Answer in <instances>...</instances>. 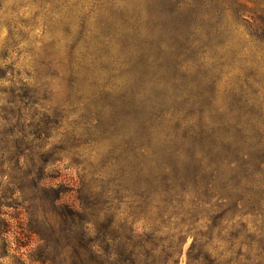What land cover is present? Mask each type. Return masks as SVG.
<instances>
[{
  "label": "rangeland",
  "instance_id": "obj_1",
  "mask_svg": "<svg viewBox=\"0 0 264 264\" xmlns=\"http://www.w3.org/2000/svg\"><path fill=\"white\" fill-rule=\"evenodd\" d=\"M263 13L0 0V264H94L96 244L105 264L110 239L186 264L191 223L225 228L223 264H264ZM66 16L93 44L116 32L119 59L70 60L46 20Z\"/></svg>",
  "mask_w": 264,
  "mask_h": 264
},
{
  "label": "trees",
  "instance_id": "obj_2",
  "mask_svg": "<svg viewBox=\"0 0 264 264\" xmlns=\"http://www.w3.org/2000/svg\"><path fill=\"white\" fill-rule=\"evenodd\" d=\"M128 1V0H127ZM264 14V13H263ZM134 11L132 12V16H134ZM119 18H123L122 13L119 14ZM49 21L48 29L51 32H60L62 38L65 39L66 43H70L68 46L67 56L70 60L72 59H89V60H99V59H108L113 58L115 60L119 59V55L111 54V46L119 42V38H117V33L114 32L112 34H102L103 40L99 41V45L91 43L92 31L88 28L87 22L88 18L83 17L79 18V22L77 23V29L73 27L72 18L61 17L54 18L51 17L46 19ZM97 50L98 52H95ZM125 224H129L127 220H125ZM192 229L187 230L185 234L192 232L190 234L193 235V239L187 248L186 251V264H223L221 262V257L225 253V251H217L222 245L221 242L223 237L222 233L225 232V228L219 227L216 225L207 226L204 232L199 230L196 227L195 223H191ZM131 225L128 227L130 229ZM192 230V231H191ZM234 239H231L229 242L231 247L228 252H231L232 248L235 246H239L240 249L235 251L238 258L246 257L245 253H242L244 250L242 246H246L245 241H240L237 239V235L234 234ZM109 245L110 251L107 254V259L105 260V264H165L166 261L157 256L155 248H151L150 251L145 252L144 254L139 251L135 252L134 249L128 250L130 247L129 243L123 245V253H127L126 255H117L115 249V240L110 239ZM181 242V241H180ZM179 242V244H180ZM213 242L214 245L209 247ZM178 244V243H177ZM99 244L94 245V264H104L101 262V250L98 248ZM244 248V247H243ZM248 251V249H246ZM178 254H181V250L178 251ZM168 261V259H167ZM170 264H178L179 257H174L173 255L169 257ZM235 264V263H231Z\"/></svg>",
  "mask_w": 264,
  "mask_h": 264
}]
</instances>
